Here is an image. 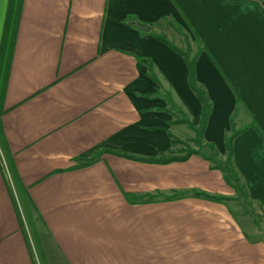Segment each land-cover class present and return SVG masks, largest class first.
Instances as JSON below:
<instances>
[{"label": "crops", "instance_id": "obj_1", "mask_svg": "<svg viewBox=\"0 0 264 264\" xmlns=\"http://www.w3.org/2000/svg\"><path fill=\"white\" fill-rule=\"evenodd\" d=\"M0 52V264H264V0H0Z\"/></svg>", "mask_w": 264, "mask_h": 264}, {"label": "rangeland", "instance_id": "obj_2", "mask_svg": "<svg viewBox=\"0 0 264 264\" xmlns=\"http://www.w3.org/2000/svg\"><path fill=\"white\" fill-rule=\"evenodd\" d=\"M193 101H195V99ZM196 106L200 107V104L197 102ZM199 110H200V108H199ZM198 112L199 111L197 110V117H195V116H191L190 112L187 111V113H188V115H186L187 120L192 121L194 124L198 123L199 122V116H200V112H199V114H198ZM178 118H181V117H178ZM197 138H195V139H197ZM186 142L190 143L189 140H186ZM191 146H195L194 142H193V144L191 143ZM232 179L234 182L235 178H232ZM19 209H20V207H19ZM20 215L22 217L23 225H24L25 231L27 233V236H28L29 240L31 241L30 243L32 244V240H31L32 236H33L35 231L37 232L38 226H39L37 216L34 214V212L32 210H30V215L27 216L23 207H21V209H20ZM258 215H259L258 221H259L260 225L262 227H264V213L262 212V215H260V214H258ZM31 221H32V223H31Z\"/></svg>", "mask_w": 264, "mask_h": 264}, {"label": "trees", "instance_id": "obj_3", "mask_svg": "<svg viewBox=\"0 0 264 264\" xmlns=\"http://www.w3.org/2000/svg\"><path fill=\"white\" fill-rule=\"evenodd\" d=\"M9 28V20L7 19L6 21V27H5V31H4V35H3V38H2V42H1V49L2 48H5V46H7V32H8V29ZM2 52H0L1 54ZM193 87V85H192ZM194 89V87H193ZM198 97H199V100L200 102L205 106V101H204V98L202 95L198 94ZM205 119V110H203V116H202V122L204 121ZM186 124H188V122H186ZM189 127L192 128L191 125L188 124ZM203 128L202 125L200 127V130L198 132V135H200L202 132H203ZM194 197H198V198H204V199H207V200H214V201H220L221 199L220 198H217V197H212V196H209L205 193H202V192H196L193 194Z\"/></svg>", "mask_w": 264, "mask_h": 264}, {"label": "water", "instance_id": "obj_4", "mask_svg": "<svg viewBox=\"0 0 264 264\" xmlns=\"http://www.w3.org/2000/svg\"><path fill=\"white\" fill-rule=\"evenodd\" d=\"M136 27L139 28V29L142 30V31L145 30V27H143V26H138V25H137Z\"/></svg>", "mask_w": 264, "mask_h": 264}]
</instances>
